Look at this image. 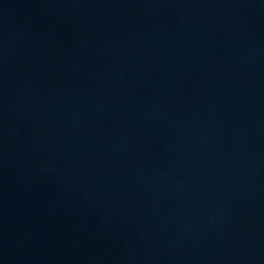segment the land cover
Instances as JSON below:
<instances>
[{
    "label": "water",
    "instance_id": "1",
    "mask_svg": "<svg viewBox=\"0 0 264 264\" xmlns=\"http://www.w3.org/2000/svg\"><path fill=\"white\" fill-rule=\"evenodd\" d=\"M0 264H264V0H0Z\"/></svg>",
    "mask_w": 264,
    "mask_h": 264
}]
</instances>
